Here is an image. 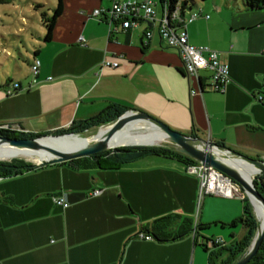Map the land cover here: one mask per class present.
<instances>
[{
  "label": "crops",
  "instance_id": "0c3cea01",
  "mask_svg": "<svg viewBox=\"0 0 264 264\" xmlns=\"http://www.w3.org/2000/svg\"><path fill=\"white\" fill-rule=\"evenodd\" d=\"M152 1L161 12L160 0ZM187 2L186 12L198 14L186 24L188 41L216 49L230 66L223 92L191 93L209 73L201 70L199 80L188 79L178 50L161 39L157 22L142 20L110 32L102 18L90 14L107 10L111 0H63L51 40H41L45 29L34 35L29 60L40 59L39 73L1 79L0 126L43 134L114 103L264 159V10L248 9L244 0ZM107 60L117 66L104 65ZM12 81L29 88L7 94ZM186 166L178 158L151 154L130 164L103 161L102 167L83 169L59 162L0 177V264H208L210 251L195 243L193 232L167 241L143 231L165 214L194 221L200 179ZM94 189L100 192L91 194ZM55 196L68 205L56 204ZM215 196L224 203L209 198ZM240 212L232 198L205 195L199 224L210 225L200 235ZM230 233L226 243L241 240L246 229Z\"/></svg>",
  "mask_w": 264,
  "mask_h": 264
},
{
  "label": "trees",
  "instance_id": "16d2710c",
  "mask_svg": "<svg viewBox=\"0 0 264 264\" xmlns=\"http://www.w3.org/2000/svg\"><path fill=\"white\" fill-rule=\"evenodd\" d=\"M13 0H0V3H7ZM161 4L166 3L168 12L171 11L174 7L180 6V17L185 19L189 13L186 10L189 8V4L187 0H160ZM245 5L248 9H261L264 10V0H244ZM63 0H57L55 5H53L50 9V13L43 10L42 6L43 3L38 2L34 4L35 10H40L41 13V21L42 25L44 26L45 31L40 34V38L44 42H48L52 38V31L56 22L57 17H60L62 14L63 9ZM49 11V10H48ZM35 35L37 30L32 31ZM35 53V52H34ZM36 58V55H33L32 60L26 58V61L29 62L30 66L32 61ZM11 83H14L13 81ZM127 105L122 104H111L107 106L104 110L96 115L90 117L86 120H81L77 122H73L68 128L66 129H59L53 130L50 132H46L43 134L40 133H26L20 131H12L9 129H0V135L2 136H9V137H35L38 135H47V134H54L62 135L65 133H73V134H81L85 133L88 130L99 128L100 126L108 123L110 120L115 119L116 116L125 108ZM191 135H197L195 132H192ZM82 136V135H78ZM77 137V136H72ZM164 155L170 156L174 158H178L183 160L186 165L196 163L197 160H194L184 154L168 147V146H121L115 149H109L101 153L91 154L87 156H80L73 160H67L61 163L68 162L69 164L83 167V169H90L95 167H102L103 161H107L112 163V165H123V164H130L137 160L138 158H142L147 155ZM38 167V166H36ZM28 168L24 160H10V161H0V177L3 176H13L16 174H20L22 172H27L30 170L35 169ZM41 167V166H39ZM255 185L258 191L264 196V175H259L256 179H254ZM245 196L241 199L242 202V212L236 219H234L231 223L227 224L228 226L232 227L237 224L241 225L243 228L246 229V233L241 240H234L230 243H226L225 245H215L213 249L206 248V245L200 243L206 250L210 251L208 254V264H234L237 258L242 255L246 248L248 247L250 241H252L256 227H257V219L254 215L253 208ZM194 221L191 217L184 216L171 213L165 214L160 216L150 223L149 227L144 228L143 231L150 232L154 238L158 240H174L180 237L187 235L190 232L195 230V243L196 239L200 235V229L203 226L207 227L208 225L197 224L195 228H193ZM204 227V228H205ZM203 238H208L207 236H203ZM247 264H264V240L262 241L260 248L256 255L252 256L250 261Z\"/></svg>",
  "mask_w": 264,
  "mask_h": 264
},
{
  "label": "built area",
  "instance_id": "2783aa9c",
  "mask_svg": "<svg viewBox=\"0 0 264 264\" xmlns=\"http://www.w3.org/2000/svg\"><path fill=\"white\" fill-rule=\"evenodd\" d=\"M112 5L110 8H96L90 16L102 18L104 22L109 25L110 32L127 30L130 27H134L142 20L153 24L157 22L158 30L160 32L161 39L169 47H173L178 50V54L182 61V66L185 75L188 79L195 77L200 79V71H207L209 74L204 85L203 90H211L215 92H223L225 84L230 81L229 64L222 62L219 59V54L216 49H212L208 46L194 45L188 41V32L186 29L187 22H192L197 19V13H191L185 19L180 17V6L174 7L168 12V6L163 3L161 12H157L155 2L152 0H111ZM205 18H209V15H205ZM151 31H145V37L150 38ZM118 62L107 60L103 62L104 65L117 66ZM33 76L39 73L40 59L34 58L30 66ZM50 78V77H49ZM29 88L21 86L19 82L11 83L6 88L7 94H14L15 92ZM201 90L192 89L191 93L195 94ZM0 129H12L8 124L0 126ZM14 130V129H12ZM186 171L194 173L200 179L199 189L197 196V210L195 211L193 228L199 224V214L201 210V202L205 195H220L226 196V198L240 197V199L246 196L245 192L232 178L225 173L207 166L199 162L188 164ZM100 190L94 189L91 194H98ZM56 204L67 206V202L60 196L53 197ZM195 230L193 236L195 237ZM141 238L148 239L152 237L151 234H140ZM200 243L206 245V248L213 249L215 245H225V241L221 237L216 238H203L198 236L197 239Z\"/></svg>",
  "mask_w": 264,
  "mask_h": 264
},
{
  "label": "water",
  "instance_id": "95a60500",
  "mask_svg": "<svg viewBox=\"0 0 264 264\" xmlns=\"http://www.w3.org/2000/svg\"><path fill=\"white\" fill-rule=\"evenodd\" d=\"M199 89L203 92L201 83L199 82ZM135 118L142 119L143 122L153 127L158 133H160L165 142L162 144L149 143V142H122L120 139V132L124 129L126 125L129 124ZM106 126L111 125V130L109 133L103 135L100 138H96L92 142L86 145H69L63 138L67 136H78V134L65 133L62 135L55 136L54 134L38 135L35 137H15L11 138L9 136L0 135V143L4 146L0 149V156L6 154L11 147H25L30 149L34 157L37 160H25L26 166L28 168H33L36 166H43L51 163H59L64 161L73 160L80 156H87L91 154L101 153L109 149H115L121 146H168L185 156H188L199 163L212 166V168L217 169L227 176L232 178L241 189L245 192L246 198L250 202L254 215L257 219V227L252 241H250L245 252L236 259L234 264H247L252 256L256 255L262 241L264 240V196L258 191L254 179H247L241 174L235 167L228 164L226 161L213 155L211 150H220L227 152V154L234 155L245 162L255 165L260 172L258 174L264 175V159L250 157L242 154V152L237 151L224 143H218L208 138L200 137L199 135L185 134V132L175 130L171 128L170 125L166 124L164 121L158 119L142 109L137 107H125L115 119L110 120L108 123L104 124ZM100 132V130H99ZM93 134L94 135L99 134ZM88 137H84L87 139ZM200 143L207 145L206 149L199 146ZM34 151V152H33ZM22 159V158H15ZM11 159H7L9 161ZM0 161H5L0 158ZM255 200L260 204L262 208L261 217L256 213L257 210L254 206Z\"/></svg>",
  "mask_w": 264,
  "mask_h": 264
},
{
  "label": "rangeland",
  "instance_id": "374dc122",
  "mask_svg": "<svg viewBox=\"0 0 264 264\" xmlns=\"http://www.w3.org/2000/svg\"><path fill=\"white\" fill-rule=\"evenodd\" d=\"M36 2L43 3L42 9L50 13L51 11L49 8L56 3V0H13L7 3H0V81L2 78L6 81L8 78L15 79V76L20 73L31 72L30 64L26 61V58H31V49L34 43L37 42L32 31H42L44 29L40 10H35L33 7ZM105 126L106 125H102L99 128L97 127L78 135L88 137L89 139L87 140L89 141L92 138L90 136L96 134ZM82 136L74 138L80 139ZM68 142L72 143L75 141L70 140ZM259 175L260 174L255 173L252 175V178L256 179ZM209 198L216 203H224V198L217 196ZM232 199L236 200V203L240 206L242 212V202L240 197H232ZM241 212L238 216L241 215ZM231 222H225L222 219H218L214 225L203 230V232H205L204 235L213 238L220 234L224 237V240H230L232 238L230 233L231 230L238 233V231H241L242 229V226L239 225L236 227H229L227 224Z\"/></svg>",
  "mask_w": 264,
  "mask_h": 264
},
{
  "label": "bare ground",
  "instance_id": "6f19581e",
  "mask_svg": "<svg viewBox=\"0 0 264 264\" xmlns=\"http://www.w3.org/2000/svg\"><path fill=\"white\" fill-rule=\"evenodd\" d=\"M111 130V125L105 126L100 129L99 134L94 135L89 141L87 139H84V136L80 139H75L72 136H67L63 138V140L67 141L69 145H86L96 138H100L103 135L109 133ZM121 134L120 139L122 142H154L156 144H162L165 142V139L163 136L158 133L153 127L149 126L145 122L142 121L140 118H135L132 121L129 122L128 125L124 127V129L120 132ZM82 139V140H81ZM70 140H74L75 142H68ZM4 146V144L0 143V149ZM199 146L201 148L207 147L204 143H200ZM29 152H32L30 149H26L25 147H11L9 148L8 152L6 154H3L0 156V158L7 160V159H15V158H22L25 160H37L36 157H34L32 154H29ZM34 152V151H33ZM213 155L216 157L226 161L231 166L235 167L238 171L241 172L243 176H245L247 179H253V174H258L260 170L255 166L248 162L243 161L242 159L227 154V152L220 151V150H211ZM1 155V154H0ZM254 206L257 210V214L259 217L262 215V208L259 203H257L255 200H253Z\"/></svg>",
  "mask_w": 264,
  "mask_h": 264
}]
</instances>
